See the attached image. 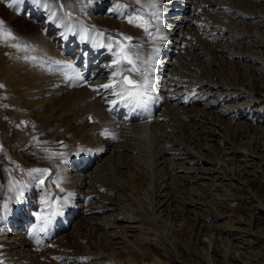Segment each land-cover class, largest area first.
<instances>
[{"label":"bare ground","instance_id":"1","mask_svg":"<svg viewBox=\"0 0 264 264\" xmlns=\"http://www.w3.org/2000/svg\"><path fill=\"white\" fill-rule=\"evenodd\" d=\"M84 1L78 12L85 15L68 17L65 13L70 12L69 5L60 11L59 6L65 2L48 0L53 5L51 11L56 12V17L49 19L50 10L26 0L19 6L28 25L18 30V55L12 57L13 48L12 59L0 60V64H5L1 70L6 84L3 103L12 106L13 128L9 136L11 132L19 135L17 127L22 119H31L39 135L16 138L17 147L8 143L2 149L5 152H0V159L9 161L7 168L22 177L16 180L13 172L5 178L6 171L4 174L0 167V215L4 203L10 209L6 219L0 221V228L5 229L0 232V260L4 264L132 262L134 257L117 254L127 246L140 254L134 244L147 240L144 216L137 212L141 210L136 206L138 194L134 198L128 196L130 201L126 204L115 197L121 195L119 189L124 187L123 179L114 177L115 170L121 172L133 166L132 175L139 185L144 184V199L148 200L151 218H155L163 210L172 216L181 213L186 204L199 209L208 202L202 195L206 185L210 184L209 189L214 192L223 190L224 185L232 188L239 179L248 181L249 162L257 163L252 171L264 162V91L258 87L264 83V0H161L157 5L159 20L151 19L154 9L149 0ZM6 2L14 9L13 0ZM250 3L260 8L245 10ZM116 4L125 7L121 12L109 11ZM136 10L151 19L152 36L129 24L122 15H132ZM80 25L116 38L131 37L129 32H134L131 44L141 60L149 59L159 47L151 73V120L135 122V114L125 103L112 104L117 97L98 87L108 82L112 71L108 65L113 57L106 47H96L91 39H82ZM153 36L157 38L154 40ZM104 43L111 42L105 39ZM68 63L75 71L64 67ZM76 72L83 79L77 80ZM130 76L141 79L135 74ZM249 110L261 121L256 126L258 132L248 129V122L236 121L248 118ZM171 114L180 125H171ZM243 127L250 139L237 146L228 133L240 132ZM182 129L192 138L187 135L188 140L176 139L173 130L181 134ZM105 130L108 135L102 134ZM42 135L44 139L40 138ZM38 148L47 151L41 155L42 160L37 157ZM226 164L230 166L227 168ZM234 164L236 172H232ZM166 167L170 168L169 175ZM32 169L48 170L43 186L29 175ZM13 184L27 185L19 202L9 200L15 195L9 190ZM60 187L65 191L58 192ZM133 188L128 190L135 192V184ZM174 190L195 197L185 199L188 196L182 197ZM45 192L53 200L59 193L64 197L72 195L64 205L63 215L53 219L46 233H39V240L49 242L38 248L37 237L28 232L36 223L33 213L44 207L41 200ZM32 200L36 201L35 210L31 208ZM56 203L62 205L64 199ZM255 210L258 217L264 216V205L255 206ZM205 230L204 234L214 243L218 239L215 229L209 226ZM222 232L234 240L252 235L234 228ZM100 238L107 243V250L97 246Z\"/></svg>","mask_w":264,"mask_h":264},{"label":"rangeland","instance_id":"2","mask_svg":"<svg viewBox=\"0 0 264 264\" xmlns=\"http://www.w3.org/2000/svg\"><path fill=\"white\" fill-rule=\"evenodd\" d=\"M52 1L54 2L56 0ZM61 1L65 2V8H68V5L70 6V9L72 10H70V12H72V14H79L81 16L85 15V12H78V7H82L83 3L85 2L84 0ZM258 6V4L250 3L243 7L245 10L249 11L254 10V8ZM12 10L13 9L9 6L6 0H0V20L4 21V27L8 30H11L17 37L16 40L10 42L0 41V57L2 56V59H0L1 61L12 59L10 54H12L11 51L13 48L14 53L12 54V57H17L18 53L15 52L17 51L16 47H13L11 44H17L16 41L20 37L18 35V30H22L28 25V19H23L22 16L24 15H22V12H19L18 14V12ZM11 14H14L12 16L13 18L9 19ZM87 21L90 24H98V22L95 21ZM132 33L134 32H129V35L134 37L136 34ZM9 46L12 49L8 48ZM3 66H5V64H0V85H3V87H0V152H5L3 150L6 149V145L8 143L9 145L17 147L19 145V141L16 138L23 139L29 137L32 139L34 136L37 138L39 137V135L36 134V130L32 127L33 124L31 123V119H22L19 123L20 125L17 127L19 128L17 131H20L19 135H15L13 132H11L12 135L10 134L9 136V131L13 128L10 115L12 106L5 104V102L3 103L5 97L4 87H6L5 81L1 78V70ZM260 84L261 85L258 86L259 89L264 91V83ZM1 111H5V113ZM249 111V115L247 114L249 116L248 118H237L236 121L243 120L245 123L248 122L246 124L248 125L247 128H255L254 130L258 132L260 129L256 126L258 123H261V121H257V118H255L256 116H254L255 114L252 113L253 111ZM254 121L256 123H253ZM169 122L172 126L178 123L176 117L172 114L169 118ZM242 129L244 130L245 127L241 128L240 132L234 131L228 133V135L234 137L233 142L237 146L242 145L243 142L246 143V141L248 143L250 139V135H248L249 133H245L242 131ZM175 133L176 139L180 138L183 141L188 140L186 139L187 135L191 137L190 134H186L187 132L185 129L181 130V134H179L177 130H173V135ZM40 138L44 139L45 137L42 135ZM250 141L252 142L253 139ZM259 143L260 142L257 140V145ZM260 144L258 146H260ZM258 146L256 148H258ZM255 150L257 152L262 151L259 149ZM35 151L38 154V159L41 160V155L47 152L45 149L41 150L40 148L35 149ZM8 153L10 155L9 151ZM8 163V160H4V158L0 159V167L3 168L4 174L6 171L4 177L6 178L8 174L14 172V175H16V180H20L22 177L16 174L18 171L15 172L14 169L11 170L7 168ZM248 164L249 165L246 169L249 171L247 177L249 182L245 181V183L239 179V181L235 183L236 187L235 184L232 188H226L227 185H224L225 190L223 189L219 192H214L215 190L213 189L211 192L209 189V186L211 185L208 184L202 190V195L206 197L208 202H206V204L200 205L199 209H195L193 208L194 206L192 207L191 205L186 204L184 205L186 207H184L181 213L178 212L176 215L172 216L170 213H164L163 210L160 213V216L156 213L157 217L155 218H151V212L147 207L148 200L144 199L145 193L143 192H146L144 189V184L140 182V184H143V186L139 185V180L137 181V179L134 178L135 172L133 166L131 167L129 165L127 167L128 169L123 168L121 172L115 170L114 177H121L124 182V187L119 189L121 195L115 197H118L124 204H126L127 200L130 201L128 196L133 195L134 198V195L138 194V205H136V202H132V204L141 209L137 210V212H139L138 214H141V216H144V225L146 227L144 235L147 237L146 242L142 243L141 245L137 242L134 244L140 254H138L136 251H133L134 249L131 250V247L127 246L126 249L128 250H121V253H118L117 255L121 257H125L126 255L128 257H134L135 259L133 258L132 262H129L128 264H264V216L258 217L255 213V206L264 205V162L261 161L258 164V167H256L257 171H252V168H255V165L257 164L256 161H254L252 164L249 162ZM116 166L119 167L118 165ZM228 166H230V164H226L227 168ZM234 167L235 164L233 165L232 172L237 171V169H234ZM166 168L168 169L166 170L167 175H169L170 168ZM167 180L168 179H165V182H167ZM160 183H162V181ZM134 184L136 185V190L135 192H130L128 189L132 187L134 190ZM49 187L50 186L47 185V188ZM58 192H60V189ZM173 193H178L182 197L188 196L185 194V192L180 190L177 192L174 190ZM215 193H218V196H216ZM58 196L61 200L64 198V194L59 193ZM5 197L6 193L2 196V199L5 200ZM189 197L195 196H188L185 199H189ZM30 204L32 206L31 208L35 210L36 207L34 205H36V201L32 200ZM133 207L135 208V206ZM237 221L240 222V224ZM209 226L213 227L215 229V233L218 235V239L214 243L210 242L208 236L204 234V232H207L205 229H209ZM229 228L247 230L252 235L245 237L244 240V236L234 240L231 236H227L223 232L221 233V230ZM97 246L102 250H107L106 248H108L107 243L101 238L100 243H98ZM37 247L39 248L40 246Z\"/></svg>","mask_w":264,"mask_h":264},{"label":"snow or ice","instance_id":"3","mask_svg":"<svg viewBox=\"0 0 264 264\" xmlns=\"http://www.w3.org/2000/svg\"><path fill=\"white\" fill-rule=\"evenodd\" d=\"M26 0H13L15 11L20 12L19 6L24 4ZM92 0H89L91 3ZM150 6L154 9L151 13V19L159 20L160 13L157 9V5L161 2V0H149ZM31 3L43 7L49 11V19H53L56 17V12L51 11L53 5L48 2V0H31ZM137 3H140V0H137ZM124 5L116 4L114 8H110L109 11L121 12L124 9ZM64 5L59 6V10L63 11ZM66 16L71 17L72 13H65ZM123 17L127 20L129 24H135L137 27L143 28V30L150 36H152V32L149 31L150 28L153 27L151 19L145 18L144 14L138 10L134 11L132 15L122 13ZM67 27V26H66ZM69 31H72L69 28ZM157 34L160 33V29L156 27ZM80 34L82 39H91L92 43L96 47H106L108 51L112 54V62L108 67L112 69L109 80L107 83L99 85V88L104 90H110L111 94L117 97V100H112V104H116L118 101L123 102L126 105H132L135 108H143L147 110V106L152 100V92H153V77L151 75L153 68V63L156 62V56L159 54V47H156L153 51L152 56L147 60H141L140 56L137 52L133 51V46L131 44L132 37L129 36H121L119 38L113 37L111 35H105L103 32H98L94 28L87 29L83 25H80ZM157 37L153 36L155 40ZM160 39H164L162 35L159 36ZM17 37L15 34L4 27V21L0 20V41L8 42L14 41ZM110 41L111 43H104V40ZM127 41L128 43H125ZM13 47L19 48L20 45L12 44ZM85 55H87L85 53ZM55 64H60V61H55ZM142 65H147V67H142ZM67 69H75L71 63L64 65ZM127 72L129 74H135L141 77L140 80L130 79L129 76L124 75ZM76 79L81 80L83 77L79 72H76ZM3 87V85H0ZM93 91H97V89H93ZM104 135H108L107 130H105ZM57 155V154H53ZM63 156L64 154H59ZM30 176L34 180H37L41 186L44 185L45 178L48 176L47 169H32L29 173ZM62 181L57 182V187L60 186ZM27 185L13 184L10 187V191H14V197H10L9 200H15L19 202L23 198V193ZM60 191L64 192V188L60 187ZM72 194L68 193L67 197H64V204L57 205L56 200L60 198L57 197L56 200L51 199V194L45 192L43 198L41 200L42 205L44 207L39 212H34L33 215L36 217V223H34L29 229L28 235L37 237V242H39V233H46L49 226L51 225L53 219L58 215H63L64 205L69 203L68 197ZM10 211L8 207V203L3 204V214L0 215V221L6 219L8 212ZM5 229L0 228V232H3ZM0 264H4L3 260H0Z\"/></svg>","mask_w":264,"mask_h":264},{"label":"water","instance_id":"4","mask_svg":"<svg viewBox=\"0 0 264 264\" xmlns=\"http://www.w3.org/2000/svg\"><path fill=\"white\" fill-rule=\"evenodd\" d=\"M126 76H128L127 74H125Z\"/></svg>","mask_w":264,"mask_h":264}]
</instances>
